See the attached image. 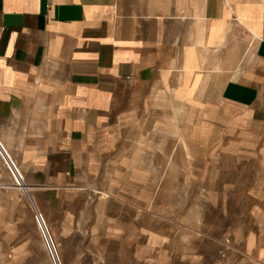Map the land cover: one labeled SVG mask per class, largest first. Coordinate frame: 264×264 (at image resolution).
I'll return each mask as SVG.
<instances>
[{
	"label": "rangeland",
	"instance_id": "obj_1",
	"mask_svg": "<svg viewBox=\"0 0 264 264\" xmlns=\"http://www.w3.org/2000/svg\"><path fill=\"white\" fill-rule=\"evenodd\" d=\"M259 72L251 107L219 102L207 83L189 99L137 83L101 112L79 111L77 131L41 144L50 173L0 213V258L58 264L42 214L61 264H264Z\"/></svg>",
	"mask_w": 264,
	"mask_h": 264
},
{
	"label": "crops",
	"instance_id": "obj_2",
	"mask_svg": "<svg viewBox=\"0 0 264 264\" xmlns=\"http://www.w3.org/2000/svg\"><path fill=\"white\" fill-rule=\"evenodd\" d=\"M262 68L264 0H0V141L34 187L50 173L41 144L77 131L79 111L137 83L181 98L207 83L251 107ZM20 189L0 157V213Z\"/></svg>",
	"mask_w": 264,
	"mask_h": 264
},
{
	"label": "built area",
	"instance_id": "obj_3",
	"mask_svg": "<svg viewBox=\"0 0 264 264\" xmlns=\"http://www.w3.org/2000/svg\"><path fill=\"white\" fill-rule=\"evenodd\" d=\"M0 157L3 159V161L5 162V164L7 165V167L9 168L11 174L13 175L14 180L17 181L18 185H21V179H22V175L18 169V167L16 166V164L13 162V160L11 159L10 155L8 154L7 150L5 149V147L3 146V144L0 141ZM52 245H53V257L55 258V260H57L58 264H61L58 252L55 248V245L53 243V241L51 240Z\"/></svg>",
	"mask_w": 264,
	"mask_h": 264
},
{
	"label": "bare ground",
	"instance_id": "obj_4",
	"mask_svg": "<svg viewBox=\"0 0 264 264\" xmlns=\"http://www.w3.org/2000/svg\"><path fill=\"white\" fill-rule=\"evenodd\" d=\"M11 157V156H10ZM12 159V158H11ZM13 160V159H12ZM13 162H14V160H13ZM15 163V162H14ZM16 164V163H15ZM17 166V165H16ZM20 171V170H19ZM21 173V172H20ZM21 175H22V173H21ZM23 176V175H22ZM21 184L23 183V178L21 179ZM15 183H17V181L15 180ZM18 184V183H17ZM20 187H22L21 185H19ZM26 188V187H25ZM37 222L40 224H42V225H44V227L46 228L45 230H46V232H47V234H48V238L49 239H47V242L49 243V244H51V253H52V257H53V250H54V248H53V245H52V242H51V240H52V237L50 236V234H49V231H48V227H47V225H46V222H45V220H44V217H43V215L42 214H39L38 216H37ZM55 259V258H54ZM57 261V260H56Z\"/></svg>",
	"mask_w": 264,
	"mask_h": 264
}]
</instances>
